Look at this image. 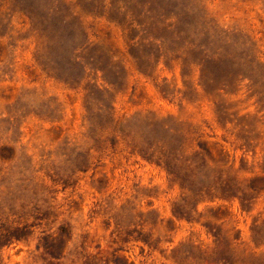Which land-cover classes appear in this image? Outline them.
Wrapping results in <instances>:
<instances>
[{"label":"rangeland","instance_id":"374dc122","mask_svg":"<svg viewBox=\"0 0 264 264\" xmlns=\"http://www.w3.org/2000/svg\"><path fill=\"white\" fill-rule=\"evenodd\" d=\"M0 264H264V0H0Z\"/></svg>","mask_w":264,"mask_h":264}]
</instances>
